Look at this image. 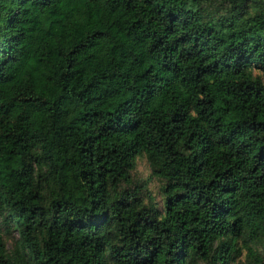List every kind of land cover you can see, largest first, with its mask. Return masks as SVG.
I'll use <instances>...</instances> for the list:
<instances>
[{
  "label": "clouds",
  "instance_id": "obj_1",
  "mask_svg": "<svg viewBox=\"0 0 264 264\" xmlns=\"http://www.w3.org/2000/svg\"><path fill=\"white\" fill-rule=\"evenodd\" d=\"M0 264H264V0H0Z\"/></svg>",
  "mask_w": 264,
  "mask_h": 264
}]
</instances>
